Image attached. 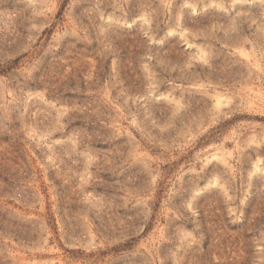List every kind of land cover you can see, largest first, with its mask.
I'll use <instances>...</instances> for the list:
<instances>
[{"label": "rangeland", "instance_id": "374dc122", "mask_svg": "<svg viewBox=\"0 0 264 264\" xmlns=\"http://www.w3.org/2000/svg\"><path fill=\"white\" fill-rule=\"evenodd\" d=\"M0 264H264V0H0Z\"/></svg>", "mask_w": 264, "mask_h": 264}]
</instances>
